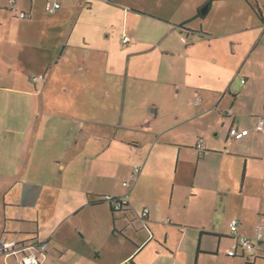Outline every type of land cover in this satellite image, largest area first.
<instances>
[{
	"label": "crops",
	"instance_id": "0c3cea01",
	"mask_svg": "<svg viewBox=\"0 0 264 264\" xmlns=\"http://www.w3.org/2000/svg\"><path fill=\"white\" fill-rule=\"evenodd\" d=\"M9 1L0 0V240L17 235L24 244L45 241L40 264H149L158 254L154 246L142 256L155 237L152 228L164 215L179 216L182 201L213 205L214 219H236L239 235L251 237L255 225L264 226V129H256L264 118V0H221L217 30L189 26L216 0L171 4L182 13L194 11L192 19L178 25L166 19L162 40L172 34L181 43L170 42L175 53L168 44L157 50L167 59L162 73L152 74L160 82L145 92L148 76L117 72L114 60L82 54L99 51L87 37L94 10L112 16L120 4L14 0L12 11ZM54 2L60 7L49 13ZM123 10L127 16L154 14ZM121 43L135 46L130 39ZM110 77L122 81L121 90L112 89ZM132 80L137 90L129 88ZM142 110L159 112V119L150 123ZM199 139L206 146L202 156L195 150ZM125 157L127 166L121 164ZM134 165L142 168L136 181ZM125 177L132 178L128 187ZM101 195H126L129 207L113 212L107 203L92 202ZM132 207L148 208L145 225L137 226ZM27 220L31 227H24ZM215 223L213 229L221 228ZM101 231L110 235L98 246ZM219 231L199 230L196 254L204 235L213 233L220 242L225 234ZM238 249L232 257L256 264L257 256L249 260ZM14 258L0 254V264H15Z\"/></svg>",
	"mask_w": 264,
	"mask_h": 264
},
{
	"label": "rangeland",
	"instance_id": "374dc122",
	"mask_svg": "<svg viewBox=\"0 0 264 264\" xmlns=\"http://www.w3.org/2000/svg\"><path fill=\"white\" fill-rule=\"evenodd\" d=\"M119 6L114 9V14L112 16H102L101 10L97 9L94 10L93 16L90 19V28H88V39H94L96 41L97 49L99 50L97 53L96 51H89L82 50V54L86 56L99 55L104 61L108 58L109 61H115L117 66L116 71L122 73H128L132 76L134 73L136 76L140 77L148 76L145 79V82L142 84L141 88L142 91L145 92L147 90L152 91V88H155L160 82L158 76H153L152 74L162 73V67L164 59H167L163 56H158L157 50L160 51V48H164L167 44L170 45V42L173 44L181 43L180 38L177 36L174 37L172 34L169 37V42H166L164 39L165 28L170 25L166 19L173 20L175 25L182 22V20H189L192 19V14L194 11H188V13H182L179 8L174 10V6L171 4L177 3L180 0H114ZM199 1L200 4L203 0H194ZM262 1V0H261ZM97 4V2H94ZM223 4L221 0H216L212 2V9L211 11L203 16L193 19L189 26L191 28H199L200 26H204V24L210 28L213 27L214 29H219V22L222 19V13L220 6ZM142 8L146 11H152L154 14H148L145 12H136L132 11L129 16H127V11L125 9H139ZM205 7L202 5L200 10ZM256 8V7H255ZM264 10V8H263ZM166 13V14H165ZM254 14V12H253ZM126 15V17L124 16ZM254 19L258 21L256 13L254 14ZM165 18V19H163ZM203 18V19H202ZM237 34V33H236ZM235 34V35H236ZM124 36H127L133 43H135L134 48L128 49L127 46L123 45L122 39ZM215 37V36H213ZM191 39L188 37L187 40ZM160 46V47H159ZM172 49V53H175V48L170 45ZM86 51V52H83ZM172 59V57H171ZM81 61V60H80ZM113 63V62H112ZM82 64V62H81ZM87 66L88 63L86 62ZM75 72L77 70L75 69ZM80 74V72H77ZM86 73V70H85ZM134 79V78H133ZM240 77L233 82V85L238 86ZM127 82V81H126ZM108 83L112 87V89L116 92L121 90L122 88V81L120 83L119 79L116 77H110L108 79ZM124 84V83H123ZM132 86L130 89L137 90L139 87L136 85L137 80H132ZM68 90H72L71 87H68ZM90 89L85 87V91L88 92ZM80 97L76 98L77 101ZM62 99L60 96L57 97V100ZM130 101L128 103L133 104L135 97L132 95L130 96ZM63 101V100H61ZM57 101V102H61ZM158 101V100H157ZM102 102V100H101ZM81 101H77L76 104L78 105ZM119 102L116 101V104ZM160 101H158V104ZM166 114L171 112L169 107H166ZM144 111V110H142ZM150 123L154 122L156 119H159V112L153 113L152 111L146 112L144 111ZM25 114V116H24ZM144 114V113H142ZM26 113L21 112V117L26 118ZM19 115L17 114L16 117ZM155 117V118H154ZM120 160L117 159L116 163L118 164ZM128 159L125 157V160L121 162L122 165L127 166ZM133 166V165H132ZM127 169V167L125 168ZM122 181H126L129 185L132 183V178L125 177L121 179ZM121 181V182H122ZM128 189V188H127ZM178 207V208H177ZM176 210L180 212V215H164L160 219V223L155 227H151L154 232V239L151 240L148 248L143 252L142 256L148 253L150 247L157 246L158 254L151 257L148 260L149 264H247L245 258L242 257H228L227 251L231 249L234 244V240H229L226 238H230L231 231L229 227L230 219H227L226 216H222L220 218L214 219V214H216V208L211 206H204V203L193 205V203H186L182 201L178 204ZM134 212L136 219L137 226L142 224L141 220L139 219V214L137 211H141V207L139 208H131ZM25 212L28 211L27 207L24 209ZM207 214V217L204 219L194 218L193 214ZM118 216V214H117ZM212 216V218H211ZM180 220V224L175 223L176 220ZM215 222H218V226L221 228L213 229L216 225ZM25 223L26 227L32 226L31 222L27 220ZM30 223V224H29ZM118 225H121V222H117ZM178 224V225H177ZM257 224V223H255ZM24 225V223H23ZM217 226V225H216ZM256 226V225H255ZM254 227V226H252ZM220 230L224 235V238L219 242L218 237L215 236L213 233L206 234L200 239V253L196 254L198 241H199V230ZM101 231V237L97 238L99 240L100 245H102L101 240L105 237L110 235L108 231ZM143 236L146 238L151 237V232L149 228L147 229L144 227ZM164 235L167 236L166 243L164 242ZM133 237V236H132ZM160 243V244H158ZM100 248V247H99ZM217 251V254L215 253ZM241 248L239 247L238 252L239 256H241ZM252 255L257 256L256 264H264V253H260L259 251L252 250ZM14 263L17 264L16 259L14 258Z\"/></svg>",
	"mask_w": 264,
	"mask_h": 264
},
{
	"label": "built area",
	"instance_id": "2783aa9c",
	"mask_svg": "<svg viewBox=\"0 0 264 264\" xmlns=\"http://www.w3.org/2000/svg\"><path fill=\"white\" fill-rule=\"evenodd\" d=\"M11 10L15 11V1L10 0L9 1ZM60 7V4L57 2H54L50 4L47 8L49 13H53L56 9ZM21 19H25L28 14L26 12L21 11L18 15ZM264 27V24H263ZM128 40L127 36L123 37V41L126 42ZM36 77L32 76L31 80L34 81ZM230 113V111H228ZM257 130H263L264 129V118H259L257 125ZM236 133V129L233 128L230 130V134L234 135ZM195 150L199 156H202L206 152V146L202 139H199L195 144ZM141 167L139 165H134L133 167V173L132 178L136 181L140 171ZM122 185L124 187H128L129 183L126 181L122 182ZM105 198V201L111 208H113L115 211L122 212L125 208L128 209L129 202L128 197L126 195L121 197L116 196H110V195H103ZM148 213V208H143L141 213L139 214V219L141 220L142 224L145 225V218ZM229 227L231 231V235L234 237V244L227 251L228 256H234L236 254L237 247H240L243 251V253H246L247 259H252V250L255 246H258L259 248L263 249L264 251V226L261 224H257L255 226L254 234L251 237L239 235L237 234V227L238 222L236 219H231L229 222ZM47 243L45 241H34L31 243L24 244L22 242H19L17 239V235L14 237L7 239L2 238L0 240V254L3 255H13L17 261V264H40L42 254L46 250Z\"/></svg>",
	"mask_w": 264,
	"mask_h": 264
},
{
	"label": "trees",
	"instance_id": "16d2710c",
	"mask_svg": "<svg viewBox=\"0 0 264 264\" xmlns=\"http://www.w3.org/2000/svg\"><path fill=\"white\" fill-rule=\"evenodd\" d=\"M92 202H93V203H106L105 198H104L103 195L98 196V197H97L96 199H94ZM108 205H109V204H108ZM110 209H111V211H113V212H118V211H115L113 208H111V206H110Z\"/></svg>",
	"mask_w": 264,
	"mask_h": 264
},
{
	"label": "flooded vegetation",
	"instance_id": "af4514ba",
	"mask_svg": "<svg viewBox=\"0 0 264 264\" xmlns=\"http://www.w3.org/2000/svg\"><path fill=\"white\" fill-rule=\"evenodd\" d=\"M127 210V208H125L123 211H126Z\"/></svg>",
	"mask_w": 264,
	"mask_h": 264
},
{
	"label": "water",
	"instance_id": "95a60500",
	"mask_svg": "<svg viewBox=\"0 0 264 264\" xmlns=\"http://www.w3.org/2000/svg\"><path fill=\"white\" fill-rule=\"evenodd\" d=\"M201 13H204V11L202 10Z\"/></svg>",
	"mask_w": 264,
	"mask_h": 264
}]
</instances>
